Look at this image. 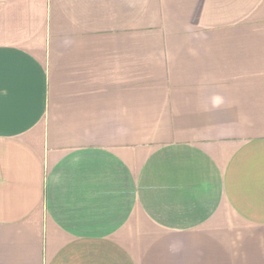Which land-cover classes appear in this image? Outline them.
Returning <instances> with one entry per match:
<instances>
[{
	"label": "crops",
	"instance_id": "1",
	"mask_svg": "<svg viewBox=\"0 0 264 264\" xmlns=\"http://www.w3.org/2000/svg\"><path fill=\"white\" fill-rule=\"evenodd\" d=\"M0 264H264V0H0Z\"/></svg>",
	"mask_w": 264,
	"mask_h": 264
}]
</instances>
